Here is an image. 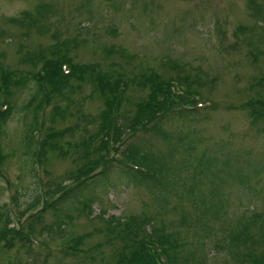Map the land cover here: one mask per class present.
Listing matches in <instances>:
<instances>
[{
    "label": "rangeland",
    "instance_id": "374dc122",
    "mask_svg": "<svg viewBox=\"0 0 264 264\" xmlns=\"http://www.w3.org/2000/svg\"><path fill=\"white\" fill-rule=\"evenodd\" d=\"M64 55L73 64L98 65L110 79L155 71L184 88L190 83L203 106L185 120L168 115L127 133L112 156L147 152L157 181L131 184L115 163V185L83 209L71 197L53 206L59 195L48 190L67 181L84 156L72 148L35 165L26 154L30 118L20 111L34 85L14 88L16 111L1 138L8 158L0 166V212L7 210L24 234L29 226L35 234L31 248L18 237L3 246L0 264H118L135 241L152 243L151 234L180 243L177 264L264 258V0H0V69L27 77L45 59ZM74 85L59 100L67 113L55 126L74 128L61 141L65 151L95 132L92 119L105 109L91 80ZM130 86L124 116L148 95L147 88ZM250 113L263 118L256 127ZM154 125L166 135L154 133ZM41 194L48 201L29 211ZM112 217L122 224H111Z\"/></svg>",
    "mask_w": 264,
    "mask_h": 264
},
{
    "label": "trees",
    "instance_id": "16d2710c",
    "mask_svg": "<svg viewBox=\"0 0 264 264\" xmlns=\"http://www.w3.org/2000/svg\"><path fill=\"white\" fill-rule=\"evenodd\" d=\"M66 57L64 55L45 59L42 67L36 72L29 73L27 77L21 74L19 76L15 71L0 69V166L8 158V155L3 152L1 138L16 111V108L11 105L13 89L33 84L34 88H31L30 98L20 108V111L27 114L26 118H30L25 131L26 154H31L35 165L49 162L52 153L68 156L72 148L80 151V154L84 156L83 164L69 174L67 181L57 183L53 190L49 188L48 195L52 197L59 195L53 206L61 201L65 203L71 197L73 204L88 209L96 200L95 195H100L104 190L111 189L115 185L116 175L111 173L115 163L122 165L121 168L126 170L123 171L124 179L131 184L146 183V178L157 181L158 171L147 152L131 148L119 160H115L112 152H119L120 143L124 142L127 133L133 134L140 129H149L150 124L156 125L168 115L178 116L181 120H185L188 117L187 114L197 108L201 93L193 91L190 83L187 85L188 88H179L175 85L176 80L172 78L163 80L162 76L155 71L148 75L144 74L139 79H126L122 76L110 79L113 75L103 73L98 65L73 64L70 62L71 58L67 57L69 60H66ZM38 59L37 57L36 60ZM63 66H68L69 72H66ZM89 80L93 82L95 89L104 99L105 109L92 119L93 122L97 121L95 132L80 143L70 145V149L65 151L61 141L67 134L72 133L74 128L56 129L58 117L61 118L60 120H65L67 113V110L59 105L61 103L59 100L65 101L68 98L67 93L69 94L77 87L74 85L75 82ZM131 83H135L142 89L147 88L148 95L145 100L137 103L136 111L132 116H124L122 108L127 102V93L131 88ZM193 96L194 100H192ZM53 102L55 103L50 113L46 114ZM250 117L252 127H256L259 120L264 118L258 119L259 117L251 113ZM44 122H50L52 126L45 129L43 128ZM155 125L151 128L154 133L166 135ZM42 129L46 130L45 135L38 141ZM97 140H99L98 143H96ZM115 143L117 147L112 146ZM33 168L36 170L35 166ZM45 197L48 201L46 194L44 197L43 194L37 196L29 211L41 205ZM13 199L15 200L16 197ZM0 214V249L3 246H10L16 237L23 247L31 248L35 230L29 226V233L24 234L22 230L17 229L7 210ZM110 223H115L117 226L122 224L121 219L115 217H112ZM122 236L126 240L131 239L127 231ZM150 237L152 243L146 244L145 249L143 241H135L130 251H128L130 247H127L128 252L125 251L120 256L118 264H177L180 243L173 239L171 242L168 236L161 234H151ZM78 239L82 240L81 237ZM78 250L74 248V251ZM253 264H264V258L256 257Z\"/></svg>",
    "mask_w": 264,
    "mask_h": 264
}]
</instances>
